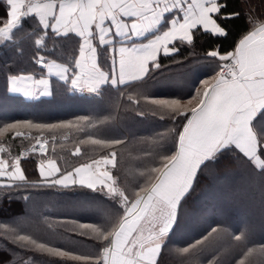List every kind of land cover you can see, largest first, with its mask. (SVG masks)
Wrapping results in <instances>:
<instances>
[{
    "label": "trees",
    "instance_id": "1",
    "mask_svg": "<svg viewBox=\"0 0 264 264\" xmlns=\"http://www.w3.org/2000/svg\"><path fill=\"white\" fill-rule=\"evenodd\" d=\"M223 4L226 18L218 23L225 28L226 36L195 31L193 44L178 41L179 51L167 57L161 55V67L153 69L144 80L118 88L104 86L90 98L57 78L51 80L50 97L26 100L8 92L9 76L46 75V69L42 72L33 62L35 37L26 35L36 27L34 20L23 23L24 32L18 33L15 46H0V143L4 157H20L27 178V182H16L21 185L18 188L0 187V264H95L50 256L31 246L25 250L15 243L18 234H27L76 255L96 257L103 242L93 235H81L79 223L99 225L106 214L114 211L110 201L86 187L47 186L40 179L38 165L52 159L60 171H67L99 157L111 158L110 153L115 152L116 167L106 165V170L130 200L141 187L150 186L153 181L149 177L155 176L150 169L161 163L159 135L168 137L170 145L168 130L174 127L167 115L160 118L161 111L150 100L180 99L185 103L197 90L202 92V82H211L220 63L206 54L212 50L222 54L232 51L253 21L264 20V0H223ZM5 7L4 0H0V16L5 14ZM77 50L74 35L46 42L48 59L58 63L71 60ZM172 79L179 82L160 85ZM40 138L47 141L46 155L21 154ZM117 139L122 143H111ZM76 149L80 150L78 154H74ZM33 182L40 186H30ZM252 218L259 219L255 225ZM214 228L216 232H212ZM242 232L248 233L247 247L255 249L248 258L250 264H264V253L260 252L264 234L258 236L264 233V174L254 162L226 152L198 173L178 208L176 224L165 237L159 264H235L245 249L234 236ZM205 236L208 239L194 253L179 252Z\"/></svg>",
    "mask_w": 264,
    "mask_h": 264
},
{
    "label": "snow or ice",
    "instance_id": "2",
    "mask_svg": "<svg viewBox=\"0 0 264 264\" xmlns=\"http://www.w3.org/2000/svg\"><path fill=\"white\" fill-rule=\"evenodd\" d=\"M4 15L0 16V46L17 44L23 23L35 21L36 27L26 35L35 37L36 55L33 62L41 71L55 75L75 90L85 87L99 93L107 85L119 87L129 81L144 80L153 69L161 67V55L167 57L179 51L176 43L193 44L194 32L203 30L215 36H226L218 21L226 18L223 0H4ZM238 16L239 13H232ZM78 40L77 55L65 63L48 59L45 51L49 39ZM150 36L147 42L135 38ZM208 57L218 58V70L204 80L203 91L197 90L186 103L180 99H151L167 115L174 127L169 129L171 144L164 134L159 135L160 166L152 167V183L141 187L134 199L117 187V180L99 165L116 167V153L84 164L60 176L54 160L39 165L40 176L49 187L69 188L76 185L99 193L110 201L113 212L106 214L99 225L79 223L81 235H93L102 241L96 257L76 255L70 250L51 246L32 235L18 234L15 243L25 250L34 249L72 261H94L95 264H159L165 247V237L178 219V208L190 191L198 173L209 163H216L226 152H235L254 162L264 174V20L253 21L232 51H209ZM105 68L107 70H105ZM126 77L128 78L126 80ZM12 92L31 95L28 82L47 85L41 77L12 75L8 77ZM155 114V112H154ZM142 115V113H141ZM183 121H180V118ZM11 127H15L14 125ZM36 127H40L37 125ZM17 136L21 133L17 132ZM46 143V142H45ZM93 143H102L94 140ZM113 144L122 143L117 139ZM39 150L44 143L37 140ZM5 149L0 147V153ZM76 149V153H79ZM93 164L97 165L91 171ZM48 177H55L48 179ZM0 187L18 188L17 181L27 182L20 167V157L11 164L0 158ZM30 186H40L33 182ZM141 192L143 195H141ZM28 199V197H24ZM3 225H0L2 227ZM214 228L212 232H216ZM147 233V234H145ZM211 235V233H209ZM203 240L179 250L194 253ZM245 249L235 264H250L255 251L247 247L248 233L234 236ZM260 252L264 253V246ZM211 264V262H210ZM219 264V262H217Z\"/></svg>",
    "mask_w": 264,
    "mask_h": 264
},
{
    "label": "crops",
    "instance_id": "3",
    "mask_svg": "<svg viewBox=\"0 0 264 264\" xmlns=\"http://www.w3.org/2000/svg\"><path fill=\"white\" fill-rule=\"evenodd\" d=\"M245 35V34H244ZM243 37V36H242ZM241 37V38H242ZM148 38H150V36H147L146 35V37H138V38H135L136 39V42L137 43H141V42H144V43H146L147 42V39ZM240 38V39H241ZM239 39V40H240ZM239 40H238V42H239ZM237 42V43H238ZM236 43V44H237ZM236 46V45H235ZM58 63V62H57ZM105 70H107L106 68H105ZM20 75H25V76H28V75H31V76H33L36 80H39L41 77H43V79H45L46 81H47V85H44V84H39V83H33V82H28L29 83V85H30V91H31V95H29V96H25L23 93H19V92H12V91H10L9 89L12 87V85L9 83V80H8V83H7V87H8V92L9 93H11V94H13V95H16V96H19V97H21V98H24V99H26V100H36V99H39V98H46V97H50L51 96V80H52V78H57L55 75H48L47 74V70H46V75L45 76H40V77H36V76H34L33 74H20ZM20 75H17V76H20ZM58 79V78H57ZM128 78L126 77V80H127ZM140 81H142V80H138V81H129L128 83H126V84H134V83H137V82H140ZM212 82V81H211ZM210 82V83H211ZM69 86H70V89H73V86L71 85V83L69 82ZM76 91H80V89H79V86H77V88L75 89ZM85 90L87 91V89H86V87H85ZM88 92V91H87ZM92 94H94V93H92ZM103 157H99V158H97V159H95V160H101ZM49 160H52V159H46V160H44V161H42L44 164H45V171L47 172L48 171V169H47V162L49 161ZM95 160H93V161H95ZM93 161H90V162H88V163H82V164H78V165H76V166H74L73 168H71L70 170H67V171H72L74 168H76V167H79V166H81V165H84V164H89V163H92ZM41 162V163H42ZM40 163V164H41ZM39 164V165H40ZM39 165H38V173H39V176H40V171H39ZM96 167H97V165H95V164H93V167H92V169H91V171H95V169H96ZM99 168H100V170L101 171H105L106 170V165H103V164H101V165H99ZM67 171H60L59 173H57L56 174V176H60V175H62V174H64L65 172H67ZM52 178H55V177H48V179H52ZM40 179L41 180H45V178L44 177H41L40 176ZM142 195H143V193H142ZM145 234H147V233H145Z\"/></svg>",
    "mask_w": 264,
    "mask_h": 264
},
{
    "label": "rangeland",
    "instance_id": "4",
    "mask_svg": "<svg viewBox=\"0 0 264 264\" xmlns=\"http://www.w3.org/2000/svg\"><path fill=\"white\" fill-rule=\"evenodd\" d=\"M176 82H179L178 80L176 81L175 79L173 80H166V81H164L162 84H160L161 86H163V85H166V84H168V85H170V84H172V83H176ZM203 91V90H202ZM85 97H87V96H85ZM87 98H90V97H87ZM186 103V102H185ZM39 140H43V141H45L46 142V145H47V141H46V139L45 138H40ZM0 147H2V148H4V146L0 143ZM23 156H26L24 153H23V151H22V153H21ZM0 158H3V159H5V160H8L9 161V163L11 164V162L14 160V159H10V158H6V157H4L3 156V152L2 153H0ZM229 178H231V176H229ZM0 182H6V183H8L9 181L7 180V178H0ZM142 195V194H141ZM204 199H206V198H204ZM203 200V199H202ZM259 219H256V218H252V221H255V223H254V225L257 223L256 221H258ZM233 223H236V221L235 220H233ZM251 234L252 235H255L254 234V232H251ZM264 233L262 232V234L261 233H258V236H261V235H263Z\"/></svg>",
    "mask_w": 264,
    "mask_h": 264
},
{
    "label": "built area",
    "instance_id": "5",
    "mask_svg": "<svg viewBox=\"0 0 264 264\" xmlns=\"http://www.w3.org/2000/svg\"><path fill=\"white\" fill-rule=\"evenodd\" d=\"M80 93L84 94V95L87 96V97H90V96L92 95L90 92H87L86 90H84V91H80ZM39 141H40L41 143H44V145H45V151H44V152H41V151H39V150H34V149H39V145H38L37 142H36L34 145L29 146L28 148L24 149V150H23V153H24V154H27V153H29V152H37V153H39V154H44V155H46V150H47L46 143H45V141H43V140H39Z\"/></svg>",
    "mask_w": 264,
    "mask_h": 264
}]
</instances>
